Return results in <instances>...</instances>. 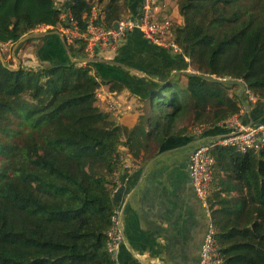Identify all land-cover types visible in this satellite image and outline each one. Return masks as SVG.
Listing matches in <instances>:
<instances>
[{"label": "trees", "instance_id": "1", "mask_svg": "<svg viewBox=\"0 0 264 264\" xmlns=\"http://www.w3.org/2000/svg\"><path fill=\"white\" fill-rule=\"evenodd\" d=\"M129 2L0 0V43L16 45L41 26L85 31L94 9L96 22L111 29ZM176 3L182 23L171 27L175 53L195 75H183L184 85L176 79L154 87L131 128L96 104L102 85L111 92L124 86L106 74V64L12 69L0 59V264H116L107 234L126 159L144 165L168 139L220 127L245 112L239 86L196 74L242 81L257 99L251 109L264 103V0ZM65 43L87 57L81 40ZM210 154L206 203L223 264H264V147L244 154L216 146Z\"/></svg>", "mask_w": 264, "mask_h": 264}, {"label": "crops", "instance_id": "2", "mask_svg": "<svg viewBox=\"0 0 264 264\" xmlns=\"http://www.w3.org/2000/svg\"><path fill=\"white\" fill-rule=\"evenodd\" d=\"M66 1L55 0L62 6ZM140 3L141 0H130L127 13H137ZM170 4L171 0H158L160 16L168 19L170 15L175 16ZM65 42L58 27L46 28L30 41L14 46L11 53L14 59L16 55L20 56L26 44L35 46L33 60L29 59L28 63L22 59L15 62V66L81 65L82 59L71 53ZM97 62L106 64V74L119 77L124 85L117 91L128 99L127 111H124L120 123L129 128L139 121L140 114L136 106L134 108L136 102L145 101L154 87L168 81L179 79L180 84L185 83L183 75L191 70L188 59L155 46L139 32L129 33L116 50ZM113 67L118 68L117 74ZM104 88L109 86L104 85ZM239 120L245 126L264 120V103L245 111ZM230 133L223 124L209 130L198 129L180 138L168 139L144 165L126 159L112 196L115 209L120 214L123 233L118 264H200L210 214L191 185L189 161L198 144L213 142Z\"/></svg>", "mask_w": 264, "mask_h": 264}, {"label": "built area", "instance_id": "3", "mask_svg": "<svg viewBox=\"0 0 264 264\" xmlns=\"http://www.w3.org/2000/svg\"><path fill=\"white\" fill-rule=\"evenodd\" d=\"M159 12L158 0H144L139 15L128 14L116 23V27L106 29L96 22L99 14L94 9L85 31L80 30L76 25H73L72 28H63L64 38L68 43H74L77 40L84 42L86 58H96L102 52L116 50L123 43L126 35L135 30H139L145 39L155 45L173 52H180V48L172 37V24L161 21L158 18ZM246 94L248 96L247 103L253 104L257 101L249 91H246ZM225 125L231 133L221 139L199 145L192 152L189 161L191 185L197 197L206 207V196L213 180L214 160L210 154L211 150L216 146H233L240 153L245 154L264 147V124L245 126L239 117L235 116ZM111 223L107 234V251L112 260L118 264L117 255L123 243V233L120 214L117 210L111 217ZM200 264H223L211 218L203 240Z\"/></svg>", "mask_w": 264, "mask_h": 264}, {"label": "rangeland", "instance_id": "4", "mask_svg": "<svg viewBox=\"0 0 264 264\" xmlns=\"http://www.w3.org/2000/svg\"><path fill=\"white\" fill-rule=\"evenodd\" d=\"M169 7H171V9L173 8V10L175 12V16L170 15L169 19H168V18L162 17V15L160 16V12H159L158 18L163 22H165V21L170 22L172 25L176 24V22L182 23V18L179 16V13L177 10L176 0H173V1L171 0V4ZM127 15H128V13L126 11L123 14V18L126 17ZM49 27H51V26H47L46 28L49 29ZM46 28H43V26H41L31 33H35V34L43 33ZM58 28H59L61 35L64 37L63 28H61V27H58ZM172 37H173V35H172ZM70 44H72V43H70ZM14 46L15 45L12 43H8V44L0 43V59H2L7 65H9V68L17 69L19 66L18 65L15 66V62L22 61V59H24L27 62L29 61V59L31 61L33 60V57H34L33 54L35 51V46L33 43L26 44L23 47L20 56L16 55V59L12 58V54H11ZM110 52L111 51L102 52L98 55L99 57H97V58H103ZM84 64H86V63H84ZM188 72L192 73V70H190ZM182 79H183V81H186L184 76ZM182 85H184V83H182ZM239 90H238V92H239ZM126 99L127 98L126 97L124 98L123 95L121 96L120 92L119 93L111 92V91H109V88L105 89L104 86L102 85V87L100 88V90L97 93L96 104L103 111H105L107 113H111L114 116L115 121L121 125L120 120L125 113L124 111H127L126 110V108H127ZM127 101H128V99H127ZM135 106H136L137 112L140 115H143L144 114V103L138 101L135 103L134 108H135ZM242 114H243V111H242Z\"/></svg>", "mask_w": 264, "mask_h": 264}, {"label": "water", "instance_id": "5", "mask_svg": "<svg viewBox=\"0 0 264 264\" xmlns=\"http://www.w3.org/2000/svg\"><path fill=\"white\" fill-rule=\"evenodd\" d=\"M117 24L114 25V27H116ZM36 36L35 33H29L27 35H25L24 37H22L18 43L16 44V46L18 45H21L23 44L24 42L34 38ZM100 60V58H82V62L83 63H91V62H95V61H98ZM188 75H195V74H188ZM196 76L200 77V78H203V79H206L208 81H213V82H216V83H220V84H227V85H237L240 87V90L238 92V98L244 108V110L246 112H249L251 110V107L250 105L245 101L244 99V96H245V93H246V86L245 84L242 82V81H230V80H222V79H218L214 76H210V75H203V74H196ZM253 123H251L250 126H252Z\"/></svg>", "mask_w": 264, "mask_h": 264}]
</instances>
